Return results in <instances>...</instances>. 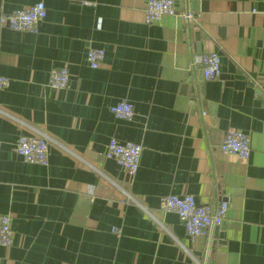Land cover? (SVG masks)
Segmentation results:
<instances>
[{
	"label": "crops",
	"instance_id": "obj_1",
	"mask_svg": "<svg viewBox=\"0 0 264 264\" xmlns=\"http://www.w3.org/2000/svg\"><path fill=\"white\" fill-rule=\"evenodd\" d=\"M146 1L0 0V15L46 12L34 34L0 27V215L13 232L0 264H264V0H175L194 20L152 25ZM89 48L104 52L94 70ZM211 53L221 74L204 81L193 63ZM63 67L68 87L51 89ZM122 99L130 122L110 112ZM229 129L249 136L247 161L220 152ZM31 135L48 140L45 166L14 153ZM112 138L142 147L133 177L105 158ZM166 195L225 201L226 218L190 240L159 211Z\"/></svg>",
	"mask_w": 264,
	"mask_h": 264
},
{
	"label": "built area",
	"instance_id": "obj_2",
	"mask_svg": "<svg viewBox=\"0 0 264 264\" xmlns=\"http://www.w3.org/2000/svg\"><path fill=\"white\" fill-rule=\"evenodd\" d=\"M45 7L38 2L27 8L12 11L0 15V27L15 32L37 33L38 25L45 18ZM179 17L184 21L191 22L194 15L191 11L178 13L175 0H147L145 5L144 22L147 25L160 23L166 17ZM104 59L101 49L89 48L85 60L90 69H97ZM195 64V65H194ZM198 66L204 81L217 79L221 74V64L218 54L203 55L193 63ZM70 75L63 67L53 69L49 73L48 87L55 90H64L68 87ZM8 85V80L0 77V89ZM112 116L116 120L130 122L133 120L135 111L131 102L126 99L120 100L110 108ZM48 140L45 136H20L14 147V153L25 163L45 166L48 159ZM219 150L224 155L236 156L247 161L251 154L249 136L239 130L229 129L219 145ZM142 147L134 143H119L111 139L106 147L105 158L116 162L129 176L133 177L139 167ZM160 212L174 213L180 220L185 235L193 240L203 237L211 229H220L222 226L228 204L223 201L216 208L208 205H199L191 195H166L159 199ZM113 233L119 234L117 229ZM12 227L9 215H0V246L9 247L12 243Z\"/></svg>",
	"mask_w": 264,
	"mask_h": 264
},
{
	"label": "water",
	"instance_id": "obj_3",
	"mask_svg": "<svg viewBox=\"0 0 264 264\" xmlns=\"http://www.w3.org/2000/svg\"><path fill=\"white\" fill-rule=\"evenodd\" d=\"M219 238L222 239L221 233L219 234ZM193 256H198V254L197 253H193Z\"/></svg>",
	"mask_w": 264,
	"mask_h": 264
}]
</instances>
